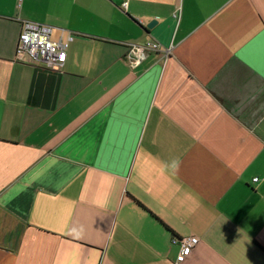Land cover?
Returning <instances> with one entry per match:
<instances>
[{
	"label": "crops",
	"instance_id": "crops-1",
	"mask_svg": "<svg viewBox=\"0 0 264 264\" xmlns=\"http://www.w3.org/2000/svg\"><path fill=\"white\" fill-rule=\"evenodd\" d=\"M0 264H264V0H0Z\"/></svg>",
	"mask_w": 264,
	"mask_h": 264
},
{
	"label": "built area",
	"instance_id": "built-area-1",
	"mask_svg": "<svg viewBox=\"0 0 264 264\" xmlns=\"http://www.w3.org/2000/svg\"><path fill=\"white\" fill-rule=\"evenodd\" d=\"M125 6L126 2L122 4L123 8ZM51 30L49 25L23 20L16 45V58L23 60L26 57L25 61L44 62L47 68L60 70L66 60V49L73 39V35L69 34L66 39L59 38L54 41L50 39ZM170 50V47H163L156 41H146L143 44H129L125 57L134 66L150 51H158L168 55ZM179 242L180 250L176 255V261L183 262L192 247L197 244L198 238L187 236L181 238Z\"/></svg>",
	"mask_w": 264,
	"mask_h": 264
},
{
	"label": "water",
	"instance_id": "water-1",
	"mask_svg": "<svg viewBox=\"0 0 264 264\" xmlns=\"http://www.w3.org/2000/svg\"><path fill=\"white\" fill-rule=\"evenodd\" d=\"M153 24H154V21H151V22L147 25V27H151Z\"/></svg>",
	"mask_w": 264,
	"mask_h": 264
}]
</instances>
